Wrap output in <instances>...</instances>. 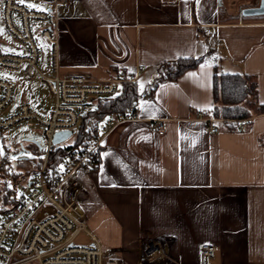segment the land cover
<instances>
[{
    "label": "crops",
    "instance_id": "1",
    "mask_svg": "<svg viewBox=\"0 0 264 264\" xmlns=\"http://www.w3.org/2000/svg\"><path fill=\"white\" fill-rule=\"evenodd\" d=\"M225 2L72 0L57 8L62 76L139 69L124 111L137 119L104 134L95 166L78 174L85 229L123 263L136 261L138 239L160 238L178 264H264V14H241L259 0L238 9ZM180 59L198 63L165 79L166 64ZM215 73L255 80L249 124L220 120L209 131ZM149 119H165V132L151 133ZM204 243L214 246L209 258Z\"/></svg>",
    "mask_w": 264,
    "mask_h": 264
},
{
    "label": "built area",
    "instance_id": "2",
    "mask_svg": "<svg viewBox=\"0 0 264 264\" xmlns=\"http://www.w3.org/2000/svg\"><path fill=\"white\" fill-rule=\"evenodd\" d=\"M71 1L48 0V8H39L19 0H2L1 15L5 30L18 42L20 50L11 52L0 48V68L20 72L24 80L39 77L52 94L54 105L47 120L31 112L24 102L4 114L14 101L15 83L0 78V130H8L21 121H35L42 127L45 138L43 149L41 147L37 151L34 147L35 151L41 153L37 166L31 169L28 178L21 176L17 179H24L27 187L23 185L20 190H14L13 203L0 212V264H126L111 257L86 231V211L77 197L81 192L78 174L95 166L103 135L119 121L137 119V114L119 112L93 119L82 140L67 145L71 148L62 160L54 162L50 159L60 146L53 143L55 132L70 130L71 135L74 134L82 113L88 111L97 98L113 97L119 86L134 83L139 77L138 68L120 70L107 79L60 74L57 8ZM39 37L44 38L49 47L46 70L39 67ZM204 120L210 123L211 133L217 131L213 123L220 120L237 121L238 127L249 124L248 118L210 117ZM146 122L151 133L161 134L166 130L165 119H149ZM81 231L87 233L90 245L74 242ZM213 251L211 244L200 245V252L205 258L211 257ZM133 264L178 263L164 254L160 238H152L137 240L136 261Z\"/></svg>",
    "mask_w": 264,
    "mask_h": 264
},
{
    "label": "rangeland",
    "instance_id": "3",
    "mask_svg": "<svg viewBox=\"0 0 264 264\" xmlns=\"http://www.w3.org/2000/svg\"><path fill=\"white\" fill-rule=\"evenodd\" d=\"M19 1L28 6L45 8L43 7L44 4L37 0ZM244 2L245 0H226L225 4L228 3L230 7L238 9L239 5H242ZM1 14L2 0H0V48L11 52H18L20 50V45L5 30ZM38 42L41 54L39 67L41 69L43 68L42 70H46L48 64V45L42 37L38 38ZM0 78H7L15 82L14 101L6 108L4 114L13 111L17 105L24 102L29 105L31 112L38 115L41 119L47 120L49 118V113L53 109L54 98L47 86L40 81L39 77H35L33 80H24L20 72L18 73L7 68H0ZM253 99V97L248 98L244 106H251ZM77 133L78 128L75 129L74 134L58 145L65 146L71 144L75 141ZM30 140L37 141L42 149L45 146L43 129L35 121H21L12 125L8 130H0V160L6 157L9 162V173L11 174L12 171L19 172L24 174V179L28 178L29 173H25L26 167L19 166V163L28 161L30 164V162L32 163L34 160H38L41 157V153L35 151L34 148L31 147L32 143ZM10 174L5 177H0L1 209L5 207L1 197L4 191L6 192L9 189L20 190L23 185L27 187V185L23 183L24 179L19 178V181H13ZM74 242L85 246L91 243L85 231L78 233ZM113 257L117 256L113 255Z\"/></svg>",
    "mask_w": 264,
    "mask_h": 264
},
{
    "label": "trees",
    "instance_id": "4",
    "mask_svg": "<svg viewBox=\"0 0 264 264\" xmlns=\"http://www.w3.org/2000/svg\"><path fill=\"white\" fill-rule=\"evenodd\" d=\"M198 63L197 59H180L176 62L166 64L165 79H173L181 74L188 68L194 67ZM134 83L123 84L122 92L119 96L114 97H101L97 98L94 103V107L88 111L82 113L80 117V123L78 126V133L74 143H78L82 140L85 130L88 124L93 119H99L106 114L114 112H124L127 108L131 107L133 96L135 93ZM257 95V86L253 78L246 74H232L221 73L214 74L213 77V115L222 119H240L249 116L248 107L244 106L248 98H255ZM31 147L38 151V145L31 144ZM70 146H58L56 152H54L50 159L54 162L62 160ZM40 158L34 160L30 164L28 161L19 163V166L26 167L25 173H29L31 169L37 166ZM6 157L0 160V176L5 177L9 173V162L7 163ZM13 181H17L18 177L23 176L19 172L10 174ZM4 190V189H3ZM2 191V190H1ZM13 189L4 191L2 193V200L4 208H0V212H3L7 205L13 203Z\"/></svg>",
    "mask_w": 264,
    "mask_h": 264
},
{
    "label": "water",
    "instance_id": "5",
    "mask_svg": "<svg viewBox=\"0 0 264 264\" xmlns=\"http://www.w3.org/2000/svg\"><path fill=\"white\" fill-rule=\"evenodd\" d=\"M241 14L243 16L264 14V0H259L258 5H256V6L244 7L241 10ZM71 133L72 132L70 130L55 132L54 137H53V143L58 144V143L64 141L65 139H67L71 135ZM30 142H33L36 145H38L39 150L41 149V146L39 145V143L37 141L30 140Z\"/></svg>",
    "mask_w": 264,
    "mask_h": 264
}]
</instances>
